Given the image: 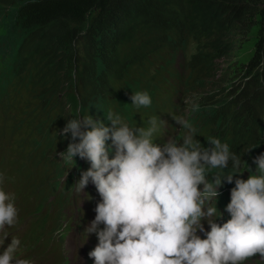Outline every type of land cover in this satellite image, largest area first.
I'll use <instances>...</instances> for the list:
<instances>
[{
  "label": "trees",
  "instance_id": "16d2710c",
  "mask_svg": "<svg viewBox=\"0 0 264 264\" xmlns=\"http://www.w3.org/2000/svg\"><path fill=\"white\" fill-rule=\"evenodd\" d=\"M252 29L247 59L232 61L218 86L201 92L213 62L233 51V36ZM189 41L200 51L188 63L197 74L193 116L250 168L264 154V0H0V102L18 80L39 108L30 121L57 108L60 128L87 115L106 122V98L138 90L134 68L160 49L176 56ZM247 169L230 162L210 179L218 172L242 179Z\"/></svg>",
  "mask_w": 264,
  "mask_h": 264
},
{
  "label": "clouds",
  "instance_id": "9594fccd",
  "mask_svg": "<svg viewBox=\"0 0 264 264\" xmlns=\"http://www.w3.org/2000/svg\"><path fill=\"white\" fill-rule=\"evenodd\" d=\"M130 99L137 108L152 102L146 91L135 92ZM184 103H191L193 111L198 108L187 98ZM106 119L111 127L90 115L73 118L59 133L71 134L66 152L59 153L64 163L75 164L77 156L90 163L73 185L75 190L83 192L91 181L102 200L86 229L98 239L89 252L95 264H244L256 255L264 260V154L253 159L258 175L234 180L239 175L218 172L209 181V169H227L231 162L238 170L247 164L219 138L208 137L212 147H202L194 139L196 127L183 115L173 117L184 130L182 142L169 138L162 147L153 136L166 122L158 123L157 117L149 120V127L135 129L111 111ZM108 140L115 147L112 159ZM224 181L234 182L235 187L225 209L231 218L220 225L209 219L218 212L216 204L206 205L217 199ZM13 201L14 196L0 189V230L17 222ZM205 219L210 231L201 239L197 232L204 231ZM20 245V239L13 237L0 255V264H30L27 259L14 261Z\"/></svg>",
  "mask_w": 264,
  "mask_h": 264
},
{
  "label": "rangeland",
  "instance_id": "374dc122",
  "mask_svg": "<svg viewBox=\"0 0 264 264\" xmlns=\"http://www.w3.org/2000/svg\"><path fill=\"white\" fill-rule=\"evenodd\" d=\"M234 46L233 51L229 54L227 57H222L219 59H216L213 62V69L212 71L207 75V77L203 78V84L205 90H201V92L205 93L208 90L212 88H216L218 86L217 82L220 80L223 70L226 69L227 66L230 65V63L238 62V61H245L247 57L249 56L252 45L254 43V31L249 30L245 34L234 36ZM190 49L189 54L192 52L191 56L194 54L199 53L200 51L197 50V46L190 42ZM167 53L166 50H161L157 52L155 56H165ZM3 67V64L0 62V70ZM203 72L200 71L201 77L203 76ZM61 98L63 100L66 98L65 92H60ZM197 94L195 92H192V89L186 92V97L193 100V97H195ZM20 98L17 97L16 101H18ZM27 99H30V96H27ZM21 104V102H20ZM30 107L32 106V103L29 104ZM64 112V111H63ZM12 113L18 117L24 116L23 113H21L19 110L14 109ZM189 114L194 115L195 111L192 110V104H189ZM46 114H41V117H45ZM100 121V120H99ZM17 132V131H16ZM11 135V134H10ZM9 135V137H10ZM8 137V132L1 138V142L5 143V146L9 145V141L11 140ZM67 137H71V134H67ZM70 143L69 140H67V143L64 147L60 148L58 146H53L49 148H44L40 153V159L43 161L44 166L49 167L47 170V173L43 176L41 179L40 177L36 176L35 169L32 166H28V164L25 162V156L26 152L29 149L30 143H24L23 145V151L18 154L16 151L11 156L10 160L18 161L20 163V167L18 169V172L16 174L11 175V177L8 179V184L11 185V187L14 189L16 186L19 185H26L28 182L34 180V187L25 193L18 192L16 190H13L11 196H14V204L18 210V216H17V222L14 224L15 227H20L23 223L29 222L31 212L34 211L37 214H43L48 211L50 208V205L46 202H43V199L41 198L40 190L44 185H47L49 181L53 180L55 175L59 172H64V169L71 165L72 163H64L59 156V153L66 152L67 146ZM17 145L13 144V148H15ZM58 156V157H55ZM76 157H74L75 159ZM247 164V162H245ZM247 165H250L248 163ZM245 166V165H244ZM51 168V170H50ZM242 172H247V170H243ZM50 174V175H49ZM50 176V177H49ZM209 181H212V179H209ZM220 191V188L218 189ZM36 198V203L32 207V209L27 208L26 204L18 205L19 202H27L30 199ZM70 210H68L66 207L64 209V215H68ZM25 226L22 225V228ZM83 235H79L76 233V229L73 228L69 234H67L66 242H65V249L67 248L69 251V257L73 254V244L76 240L82 239ZM247 264H264V260L261 259L259 255L254 256L252 259L247 260ZM76 264H83L82 260H78Z\"/></svg>",
  "mask_w": 264,
  "mask_h": 264
}]
</instances>
